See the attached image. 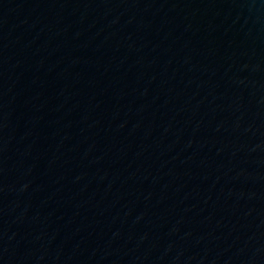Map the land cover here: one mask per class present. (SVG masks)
<instances>
[{
    "label": "water",
    "instance_id": "water-1",
    "mask_svg": "<svg viewBox=\"0 0 264 264\" xmlns=\"http://www.w3.org/2000/svg\"><path fill=\"white\" fill-rule=\"evenodd\" d=\"M0 264H264V0H0Z\"/></svg>",
    "mask_w": 264,
    "mask_h": 264
}]
</instances>
